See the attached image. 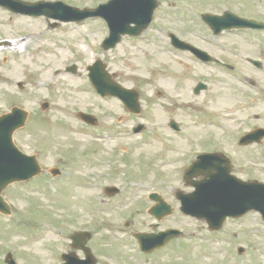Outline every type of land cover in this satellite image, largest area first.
<instances>
[{
	"label": "rangeland",
	"instance_id": "rangeland-1",
	"mask_svg": "<svg viewBox=\"0 0 264 264\" xmlns=\"http://www.w3.org/2000/svg\"><path fill=\"white\" fill-rule=\"evenodd\" d=\"M62 1L82 9L107 0ZM157 2L153 22L140 37H123L111 51L101 48L107 30L99 20L50 28L52 21L43 17L12 15L14 20L9 22L0 8V40L31 31L40 35L19 57L8 48L0 50V115L12 107L29 112L14 142L24 153L35 155L43 169L31 181L3 191L13 207L10 216L0 220V264L7 254L18 264H61L60 254L69 250L68 236L79 230L91 232L88 246L99 264H264V228L258 216L229 220L220 232L211 233L204 223L177 211L154 229L156 223L147 214L151 203L142 200L149 192H158L175 203L166 193L170 186L180 185L181 163L194 155L192 150L213 151L221 147L219 143L229 154L234 172L264 181L260 174L264 173V140L247 148L237 146L241 135L264 128V34L225 32L215 38L200 18L203 13L230 11L264 21V0ZM194 18L197 22L191 23ZM72 26L77 29L65 31ZM169 32L214 57L224 56L234 71L196 65L185 55L174 56ZM72 35L78 37L75 42ZM246 58L260 61L262 68L253 67ZM96 59L116 82L140 93L142 119L127 117L114 99L103 102L96 97L86 70ZM72 65L77 68L75 75L65 71ZM4 75L12 82H5ZM237 77L254 79L258 89H250ZM41 79L42 86L37 87ZM198 82L206 84L207 90L193 95ZM43 103L49 105L45 111L40 108ZM78 112L95 117L96 126L80 122ZM172 118L179 122L183 135L167 128ZM138 123L146 131L130 135ZM51 168L60 170L59 178L50 176ZM52 185L56 191L49 188ZM109 185L121 187L118 196L109 199L102 194V188ZM125 222L131 223L130 228ZM167 227L182 230L183 238L149 255L139 252L132 231ZM238 247L244 254H237Z\"/></svg>",
	"mask_w": 264,
	"mask_h": 264
},
{
	"label": "water",
	"instance_id": "water-1",
	"mask_svg": "<svg viewBox=\"0 0 264 264\" xmlns=\"http://www.w3.org/2000/svg\"><path fill=\"white\" fill-rule=\"evenodd\" d=\"M139 1V0H135ZM0 4L6 5L10 7L13 11H20L23 13H30V14H36V15H46L47 17L51 16L52 13L49 12L46 8L49 9V6L43 7L42 4H33V5H26L22 3H16L11 0H0ZM147 6H143L144 9H146L147 13V20L150 19V14L155 8V2L154 0H146ZM20 5L19 7H17ZM99 9L94 11V13H85V12H77L76 10H73L74 13L78 14L80 17H86L89 15H94L95 13H99ZM229 15V14H227ZM115 20H118L114 23V28L111 30V36L110 38L104 43V48H112L114 45L119 41L120 36L123 34H129V35H137L139 32L144 28V26H139L136 28H129V22L135 21L137 24H139V20L132 18V16H124V12L119 14L115 17ZM224 25L226 26H253L256 27V24H251V22H247L244 20H236L230 16H225L223 18ZM115 24H117V28L115 29ZM218 29H220L218 27ZM96 68V69H94ZM104 66L100 63H96L94 67L89 68V71L91 72L89 77L94 84L95 88L101 92L109 90V94H113L114 91H118L119 93L115 95H120V97L126 99V94H131L130 91L121 93L118 89L111 85V83L108 81V77H105L102 73ZM71 71H74V68L71 69ZM102 76V81L99 80V74ZM101 72V73H100ZM113 89H115L113 91ZM204 89V86L201 84L196 88L195 92H199L200 90ZM114 95V94H113ZM132 95V94H131ZM134 97V101H137V95H132ZM44 108L47 106L44 105ZM132 111L138 112V107H131ZM12 114L5 115L0 117V193L2 190L9 184L16 182V181H26L36 174H38L39 167L35 161V158H28L24 155H22L20 152L16 150V148L13 146L11 142V135L12 132L23 125L25 121V115L17 110H12ZM81 117L87 121L88 123H93V120L90 117L83 116ZM264 133L262 131L258 132V139H260ZM250 136H246L242 139V144H249L252 141L249 140ZM249 140V141H248ZM259 141V140H257ZM207 156L201 157L202 161L205 160ZM201 162V161H200ZM199 162V163H200ZM198 163V164H199ZM197 163H195L191 169L188 171V175H192L191 172L198 166ZM225 171L228 172V168H225ZM208 174V173H207ZM204 173L203 176L206 177ZM233 184V183H232ZM234 189L230 190V193L232 194V197L235 199L234 203H232V207L230 209H221L218 210L211 218H208L209 227L211 229H219L221 226V223L223 220L229 216V217H237L244 213H246L249 210H256L260 211L262 215L264 216V185H255L250 183H241L238 182V185L234 187ZM256 195V197L254 196ZM224 196H227L225 194ZM223 199V197H221ZM257 200L252 202V200ZM160 209H162V204H159L155 208L151 209V214H156L158 217L162 216V212L160 213ZM0 210L6 212L7 210L5 207H3L0 199ZM160 213V214H159ZM209 215V214H208ZM88 235H82L79 237L74 238L76 241L75 245H78V247H82V244L84 242L85 238H88ZM136 239L141 244V248L143 251H151L157 247H160L164 245L168 240L169 237H166V235H158L156 237L144 235V234H138L135 236ZM73 239V238H72ZM85 251L88 254V251L85 249ZM73 259V258H71ZM72 262H75V259L72 260ZM11 264V263H9Z\"/></svg>",
	"mask_w": 264,
	"mask_h": 264
},
{
	"label": "bare ground",
	"instance_id": "bare-ground-1",
	"mask_svg": "<svg viewBox=\"0 0 264 264\" xmlns=\"http://www.w3.org/2000/svg\"><path fill=\"white\" fill-rule=\"evenodd\" d=\"M18 23L22 24V23H23L22 19H19V20H18ZM71 39H72L73 41H76V40L78 39V37H77L76 35H72ZM34 40H39V39L36 38V37H34V36H32V37H29V36H28V37H26V39L24 40V45H25L27 42H29V41H34ZM44 78H45V77H43L42 79H44ZM42 79L35 83V85H36L37 87L42 86ZM3 80H5V82H8V83H11V81H12V80H11L10 78H8V77H6V78L4 77Z\"/></svg>",
	"mask_w": 264,
	"mask_h": 264
}]
</instances>
